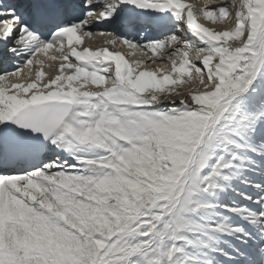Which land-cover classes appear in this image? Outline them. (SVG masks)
<instances>
[{"label": "bare ground", "instance_id": "obj_1", "mask_svg": "<svg viewBox=\"0 0 264 264\" xmlns=\"http://www.w3.org/2000/svg\"><path fill=\"white\" fill-rule=\"evenodd\" d=\"M230 1L232 6L229 11L235 12L234 7L238 4L239 0H191V4L194 5H192L194 11L195 9L199 11L202 9L204 14L203 21H207L205 24L210 30L209 35H211L213 40H208L203 38V36L200 37L198 34H193L188 30L186 31L182 27V34L176 36L172 43L164 47L166 49L170 47L176 49L173 50L171 55L166 57V60L161 59L149 65H143L141 63V65L138 66V71H141L143 74L150 73L153 76L154 83L150 85H140L139 80L142 78L141 76V78L133 82L131 88L137 90L141 96L149 90L152 91L153 94L150 98L153 102L149 103V105H156L153 109L146 108L140 111H132V115L129 119H120L116 117L121 123L118 128L114 127V124L109 123V128H105L104 125H99L98 127L78 133V138L90 141L103 153L108 152V157L106 160H98L99 158H97L93 161L92 170L96 175V179L93 182H89L86 188L81 186L78 182L72 186V182L67 181L65 184L58 183L68 188L67 193L63 194L60 191H54L52 193L58 209L65 214L67 219L70 218L72 220L74 213L76 214L74 205L77 202L81 201V203H79L82 206L80 207L81 209L86 208V212H80V218L76 219V223H78L76 227L78 230L76 231L77 234H74L72 228L66 224L64 229L68 228L72 233L69 232L68 235L65 236V239H63L61 237L63 231L62 226L49 217H43L46 223V228L44 229L43 223L39 221H37V226L31 223L30 229L34 228L36 231L29 233L30 230H21L20 232L22 235L17 237L20 248H22V262L20 263L19 261L18 264H82L80 261L82 259L88 261L86 264H107L109 258L118 248L121 251L118 264H127L128 262L129 264H134L137 260L138 262H144V259H138L139 255L143 252L148 253V259H152L154 253L161 255L156 260L158 264L160 261L167 264H172V261H175L174 264H180V261L186 264H198L196 262L197 259L194 257L195 250H193L194 245L191 240L193 239L196 241L197 238L189 232L191 229L190 227H192V221L190 222L191 219H189L192 210L189 207L186 208V205L182 203L188 178H181L177 187L173 190L171 197L165 201L162 212L155 216L151 214L153 208H144L145 211L152 215L153 221L147 234V240L132 246H124L122 241L124 237L123 232L126 227L132 226L133 220L140 219V216L127 213L121 204V200L118 199L117 194L121 188L119 187L120 182L126 178L135 176L133 172H131L133 168L146 163V159L151 156L150 151L152 145L155 146L159 142L160 126L155 119L157 114L171 115L177 111L178 104L181 101L186 103V101L188 102L190 100V98L183 99L182 96L180 98L170 99L166 103L157 104L156 102L160 96L157 91L162 86V83L171 85L172 87H177L179 83V86L184 89L183 91H186L189 86L191 89L195 88L197 91L203 93L204 96L209 97L213 95L212 92H210L213 86L218 81L224 79L229 72V68L225 63L230 60L235 53L243 50H247V53L251 52V55L254 54V59L252 60L253 70L258 73L261 68V75L258 77V83L260 86L264 83V71L262 70L264 55V17H261V27L252 45L236 44L235 41L234 45H225L224 42L232 43V41H229L228 37L232 39L230 35H235L232 33V29L234 28L236 19L232 21L234 14H231L233 16L227 18L225 16L227 15L226 10H224L223 14L221 13V18H217L215 16L216 11H214L212 7L215 4L225 6V3L229 4ZM241 1H243L241 6L245 9V12L242 13L246 16L251 15L253 17H258V15H264L262 0ZM195 13H197V11H195ZM180 62L184 66L181 75L179 73L175 75L171 74L169 72L170 69L177 64L179 65ZM197 62L201 64L204 69L198 66ZM258 83H254L253 88L241 94L240 97L247 98L248 100L257 99L259 94L255 93V90ZM170 88L171 87H168L167 92H171ZM161 93H163V91ZM176 93L179 94L178 92ZM261 94H264V88ZM133 95H136L135 92L131 94L126 93L125 96L126 99L130 100L133 98ZM230 102L232 101H224L218 108L208 111L211 115L209 120L211 126H213L214 123L220 122L222 116L230 111ZM155 112L157 113L155 114ZM234 114L235 112L233 111L232 115ZM7 115L8 111L1 108L0 119L3 120ZM261 132H263L262 137H264V126ZM163 135L164 134H161V137H163ZM114 136L120 137L121 145L118 143L119 140L113 139ZM262 151L264 153V150ZM227 167L232 168L231 164ZM261 173H264V156L261 163ZM216 175H218V180L217 182L213 181V187L215 186L214 188L216 191L214 190V192L211 193L209 199L201 193L200 196H198L195 191H193V195L189 198L191 205H196L198 209L202 210L200 215L194 219L196 220L195 224L197 222L203 224L204 221L207 220L208 223L212 225L211 229L215 232L219 229H223L218 223L219 217H228L222 221V225H225L228 230L229 225L227 222L233 218L229 211H225L220 208V206L232 210L239 202L244 204L243 197H237L230 187L231 182L229 181L227 169L219 171ZM140 182L154 189L153 181L145 179ZM88 188H93L96 191L91 193L92 191H88ZM83 193L85 194L83 195ZM79 194L81 199L76 200ZM64 196H66L68 200L64 199ZM153 196L156 195L154 194ZM230 203L233 204L230 205ZM226 205L230 207H226ZM249 207L251 209L257 207L261 209V214H264V201L258 205L249 203ZM179 208H182V212H179L177 215L175 212ZM94 211L102 215H100L98 219L92 220L90 213ZM206 211L208 213H206ZM33 215L34 217L40 216L39 214ZM174 215L185 223L181 228L182 232L180 234L172 230L170 221ZM235 216H237V214ZM261 217L264 218L263 216ZM120 218L127 220L122 226L116 223ZM79 223L84 225H79ZM88 223L93 226L92 231L84 229V226ZM163 225H165V228L167 227V230L161 237L160 227ZM187 227L190 229L187 230ZM104 230H107V233L101 234ZM83 231L88 236L87 240H84L86 234L84 235ZM78 233L81 235L78 236ZM26 235H30V238ZM208 235H210L208 236L209 238H213L211 233H208ZM136 239L142 240L138 237H136ZM157 243L164 246V251H162V253L159 251L158 247L155 250L153 249V245Z\"/></svg>", "mask_w": 264, "mask_h": 264}, {"label": "rangeland", "instance_id": "obj_2", "mask_svg": "<svg viewBox=\"0 0 264 264\" xmlns=\"http://www.w3.org/2000/svg\"><path fill=\"white\" fill-rule=\"evenodd\" d=\"M195 11L198 12L199 10L195 9ZM232 21H234V19H232ZM237 24H238L237 27L241 31V35H240V37H238L237 41H235L236 44L237 43L241 44L242 41H244L245 37L248 35L249 36V43H245V44L252 45L255 38L257 37V34H258L259 29L261 27V23H259V22L255 23L254 21H251V20L246 21V19L243 18L241 20H238ZM235 42L232 41V44L234 45ZM250 64L251 63H250V60L248 59V57L247 58H241V59H235V61L233 62V65L231 67L232 68L231 69V76H232L233 71H234V77L235 78H232V80L229 78V80L226 83L230 89H234V90H237V89L240 90L241 89L242 90V88L244 86L248 85V82L250 81V78H251V67H250L251 65ZM179 85L177 86L178 89L175 91L176 92L178 91V93H179V91L184 92L183 91L184 89H182V87H180ZM177 87L174 86L173 88H177ZM261 87H262V85L260 87H257L255 90V93H258L260 95V97H261V92L263 90V88H261ZM192 90L197 92V90L195 88H193ZM216 92L220 96L222 95V89H217ZM165 93H167V89L163 93L159 92V95L165 94ZM260 97H258L257 100L256 99L255 100H248L247 98L240 97L241 102H238V104L235 105L236 109L234 110L235 114L233 115L235 124L236 123L237 124L235 125L234 123H232L233 119H231V117H232V115H231L230 117L227 118V121L225 122L226 127L230 128V126H231V129L234 132L240 133V130L238 129V127H241V126L238 125V123H240V124H243V123L239 122V120H238L239 117L249 116L250 117V119L248 120L249 123H251L253 120H255L257 113H259V109L253 108V105L256 104L257 102L261 103V101L259 100ZM248 98H250V97H248ZM190 99H191L190 102H192V103L197 104L199 102L198 98L191 97ZM263 109H264V104L261 105V108H260V111H261V130L263 129V126H264ZM241 113H243L244 115H241ZM159 115H161V114H159ZM187 118H188L187 119L188 122H190V118L189 117H187ZM166 119H165V117H160V122L164 121V123L166 124L165 127H167V126L169 127V125H167V123L165 122ZM195 123H196V126H194V129L190 130L186 133V135H188V138L185 139V142H181V140L178 138L179 134L177 135L175 133V131L167 128L168 129L167 132L164 133L162 138H160V140L161 139L163 140V141L161 140L162 143L155 146V148L151 151L152 155L148 160L150 166L149 165H145V166L141 165L140 166V167L146 169L145 172L143 171L144 174L140 178L143 179V181H144V179L152 180L154 188H157V184H159L158 181H160L164 185L165 194H167L166 197L168 196V193L170 192L169 190H172L171 186L174 185L177 180H179L176 178L177 176H175L174 173H172L168 170L169 169L168 161L171 159V157L168 156L169 150L179 148L180 146H186L188 148V146H191L189 142H196L197 137L199 136V133H200L199 132L200 122H199V120H196ZM220 125H221V123L215 125L216 128L213 129L211 138L206 145L207 149H206V151H204V153L200 157L199 161H200L201 167L197 166V168L194 170V177L197 176V179H195L191 182L193 185L202 183L200 175H201V172L207 166L206 158L210 157L211 153H213V152H214L213 156L217 155V152L219 150L218 149L219 145L221 144V140L219 139V135L228 140V142L221 147V150L224 149L225 151H227L226 145L229 142L232 143L234 141L232 139V137L229 139L228 133L230 131H228V129L225 130V127L220 126ZM235 126H236V128H234ZM248 126L251 127L252 125H247V127ZM247 127H245L244 129H246ZM225 131H227V132H225ZM235 134H233V135H235ZM228 159H229V157L226 159H224V157H221V158H219V161L222 160L224 162V164L222 163V165H226L225 162H227ZM211 165H212V162H211L210 166L208 167V170L210 169ZM165 180L171 181V183H170L171 185L164 184ZM139 181H140V179L137 182H139ZM155 181H157V182H155ZM129 182H128V184L122 186V188L124 191H126V207H129V208L134 209V210H131L129 208H125L123 206V204H122V206L125 208L127 213H129V214L131 213L132 215H135V216L139 215L140 219L133 220L132 226L125 228V230L123 232L124 237L122 239L124 246H128V245L132 246L134 244L143 243L147 240V234L149 232V228H150L151 223L153 221L151 214L153 213L152 211L154 210V209L151 210V214L144 210V208H148V205H149L148 203H150L152 201V199H149V198L151 197L150 190L153 191V189H151L150 187H148L146 185H145L146 187L142 186V184L136 183V181H134V182L129 181ZM134 183H136L137 185ZM192 195H193V193H192ZM152 197H153V194H152ZM166 200L167 199H165L163 201L160 200L158 202H159V204H162L164 206V203ZM123 203H125V202H123ZM138 206H140V207H138ZM150 207L154 208L155 206L154 207L150 206ZM135 208H137V209H135ZM126 222H127V220H125L124 218H120L116 223L118 225L122 226ZM68 225H69V222H68ZM64 226L65 225L62 226L63 231H64ZM161 227H160V236L162 237L163 233L167 230V227L164 229H161ZM105 231L107 232V230H104V232ZM136 237H138L142 240L136 239ZM157 247L161 253H162V251H164V246H161L158 243L153 245L154 250ZM153 251H150V252H153ZM120 256H121V251L118 248L113 253V255L109 258L107 264H118ZM160 256L161 255L154 253L152 259H148V253H144V255H142V257L141 256L138 257V259H144V262H138V260H137L134 262V264H144V263L145 264H158V263H156V260ZM82 260H84V259H82ZM159 264H167V263H165V262L163 263V261H160Z\"/></svg>", "mask_w": 264, "mask_h": 264}]
</instances>
